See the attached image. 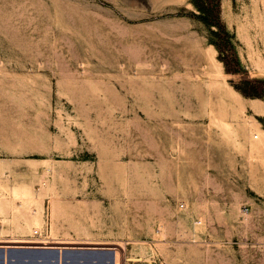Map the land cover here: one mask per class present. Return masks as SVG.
<instances>
[{
  "label": "rangeland",
  "instance_id": "rangeland-1",
  "mask_svg": "<svg viewBox=\"0 0 264 264\" xmlns=\"http://www.w3.org/2000/svg\"><path fill=\"white\" fill-rule=\"evenodd\" d=\"M206 1L222 28L199 0H0L6 223L123 264H264V0Z\"/></svg>",
  "mask_w": 264,
  "mask_h": 264
},
{
  "label": "crops",
  "instance_id": "crops-1",
  "mask_svg": "<svg viewBox=\"0 0 264 264\" xmlns=\"http://www.w3.org/2000/svg\"><path fill=\"white\" fill-rule=\"evenodd\" d=\"M2 203L3 202L0 201V204ZM15 204L21 203L16 201ZM3 210L7 213L9 208H6V206H0V240L2 241H0V264H45L47 262L50 264H61V262L63 264H78V262L79 264H115V253H118V247L113 245L98 244V242L96 244L62 243L63 245L61 243H16V241H12L8 238L12 236L31 235L32 233L30 228L33 225V222L29 218L24 221V224H22V221H13L10 219L11 221H9L8 224L6 223V218L1 216L3 214ZM7 227L9 228L7 229ZM18 231L23 232H20L19 234ZM11 234L13 235L10 236ZM118 256L123 264L125 260L121 259L119 253ZM27 260L29 261L27 262ZM41 260H45V262Z\"/></svg>",
  "mask_w": 264,
  "mask_h": 264
},
{
  "label": "bare ground",
  "instance_id": "bare-ground-1",
  "mask_svg": "<svg viewBox=\"0 0 264 264\" xmlns=\"http://www.w3.org/2000/svg\"><path fill=\"white\" fill-rule=\"evenodd\" d=\"M50 163V162H49ZM1 167V166H0ZM55 168V167H54ZM54 168H53V170H54ZM1 169H2V167H1ZM4 171V170H3ZM51 175V174H50ZM4 178V177H3ZM5 180V179H4ZM3 180V181H4ZM6 180H8V179H6ZM18 181V180H17ZM27 181V180H26ZM8 182V181H7ZM7 182H6V184L5 185H7ZM19 182V181H18ZM40 182L42 183V187H41V189L39 190V192H37L35 189H33V188H28V187H24L22 190H20V189H18V188H16L15 190H14V193H15V197H19V198H21V199H23L24 200V202L26 203H31V202H33V200L34 199H36L37 197H38V195H40V194H42V192H45V191H48L49 189H50V178H49V174H48V172H46L44 175H43V177L40 179ZM26 183V182H25ZM13 184V183H12ZM16 184V183H15ZM6 192H7V190H6ZM1 194V193H0ZM50 194H51V192H50ZM8 195H10L9 193H8ZM7 195V196H8ZM10 197V196H9ZM19 202V201H18ZM52 208H53V206H52ZM34 211V210H33ZM18 212V211H17ZM53 213V212H52ZM12 214V213H11ZM40 215H41V213H40ZM18 217V216H17ZM24 217V216H23ZM29 219H31V221L34 223V224H38V225H40V220H39V218L37 217V216H27ZM15 220V219H14ZM11 221V220H10ZM23 223L22 224H24V221H22ZM43 222H44V220H43ZM27 223V222H26ZM9 224V223H8ZM159 225V224H158ZM27 226V225H26ZM29 227V226H28ZM9 227H7V229H8ZM51 228V227H50ZM29 229V228H28ZM52 229V228H51ZM162 229V228H161ZM21 230V229H20ZM27 230V229H26ZM35 230H37V229H34L33 230V232L35 231ZM24 231V230H23ZM23 231H20V232H23ZM10 232H12V231H10ZM20 232L18 231V233L20 234ZM14 233V232H13ZM27 233V232H26ZM14 234H16V233H14ZM22 234V233H21ZM38 234V233H37ZM45 234V233H44ZM72 234V233H71ZM13 234H11L10 236H12ZM26 235V234H25ZM63 235V234H62ZM5 236H6V234H5ZM85 237V236H84ZM89 237H91V236H88V239H81L80 238V236L79 237H75V236H59L57 233H55V232H53V231H50V233L48 232V234L47 235H45V236H43V234L41 233V235H39V237H35L33 234H31V235H27V236H12V237H9L8 239H10V240H12V241H16V243L17 242H30V243H73V242H77V241H79L80 242V240L82 241V240H86V242L88 241V242H90V243H97V242H95V241H91V240H89L90 238ZM86 238H87V236H86ZM92 238V237H91ZM0 239H1V235H0ZM3 240V239H2ZM1 241V240H0ZM2 242V241H1ZM7 243V242H6ZM85 243V242H84ZM89 243V244H90ZM99 243V242H98ZM101 243H103V242H101ZM105 243V242H104ZM88 244V243H87ZM46 245V244H45ZM58 245V244H57ZM63 245V244H62ZM61 245V246H62ZM33 246V245H32ZM36 246V245H35ZM8 251V250H7ZM116 252V251H115ZM36 255V254H35ZM40 255V254H39ZM7 256V255H6ZM122 256V255H121ZM60 258H61V256H60ZM8 260V259H7ZM6 260V261H7ZM19 260H20V258H19ZM63 260V259H62ZM61 260V261H62ZM66 260V259H65ZM64 260V261H65ZM29 260H27V262H28ZM41 261H43V260H41ZM43 262H45V260L43 261ZM47 262V261H46ZM12 263H14V262H12ZM48 263V262H47ZM47 263H45V264H47ZM15 264V263H14ZM43 264V263H42ZM48 264H50V263H48ZM61 264H63L62 262H61ZM69 264V263H68ZM78 264H79V262H78ZM82 264V263H81ZM84 264V263H83ZM115 264H122L121 263V261H120V259H119V256H118V253L116 252L115 253Z\"/></svg>",
  "mask_w": 264,
  "mask_h": 264
},
{
  "label": "trees",
  "instance_id": "trees-1",
  "mask_svg": "<svg viewBox=\"0 0 264 264\" xmlns=\"http://www.w3.org/2000/svg\"><path fill=\"white\" fill-rule=\"evenodd\" d=\"M198 6L205 13V21L222 28L221 23L218 20V6L216 2L214 3L213 1L207 2L206 0H199Z\"/></svg>",
  "mask_w": 264,
  "mask_h": 264
},
{
  "label": "built area",
  "instance_id": "built-area-1",
  "mask_svg": "<svg viewBox=\"0 0 264 264\" xmlns=\"http://www.w3.org/2000/svg\"><path fill=\"white\" fill-rule=\"evenodd\" d=\"M255 137H258V135L256 134ZM34 233H39V231L35 230Z\"/></svg>",
  "mask_w": 264,
  "mask_h": 264
}]
</instances>
